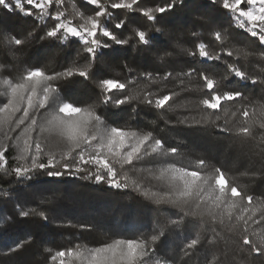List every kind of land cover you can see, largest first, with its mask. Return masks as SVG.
<instances>
[{
    "label": "trees",
    "instance_id": "16d2710c",
    "mask_svg": "<svg viewBox=\"0 0 264 264\" xmlns=\"http://www.w3.org/2000/svg\"><path fill=\"white\" fill-rule=\"evenodd\" d=\"M14 2L12 0L13 5ZM22 2L25 9L32 10V16L24 15L15 7L8 10L0 6V65H3L0 81L17 82L29 68L41 67L51 73L62 71L73 61L80 65L87 62L88 54L82 51L83 46L78 39L70 38L64 45L59 41L39 39L56 21L46 17L44 22H40L36 16L38 10L28 5L26 0ZM112 2L116 0H101L112 13L110 27L114 29L115 23L124 20V26L115 31L121 37L132 36V41L127 45L108 41L112 47L100 50L102 54L93 62L87 78L75 75L55 80L53 86L67 102L78 106L95 105L97 115L105 124L152 132L154 138L162 140L165 148L177 147L178 155L144 156L131 166L125 165L123 171L117 166L121 176H128V187L120 189L83 179L84 173L61 177L32 173L27 177H17L0 172V218H8L0 223V264H58L51 260V256L60 250L77 245L95 248L117 239H149L161 231L164 235L152 245L155 249L153 264L158 259L169 264H264V255L251 252L249 245H243L240 231H229L227 221L225 225L213 224L203 205L196 210L198 214L204 213L200 220L184 215L192 209L156 204L155 199L149 198L153 193L158 198L169 191L167 183L158 179L161 168L165 167L163 160L175 162L177 166L195 167L197 159H204L203 172L220 168L243 195L253 196L252 207L258 209L257 218L264 214V153L261 152L264 129L258 124L253 126L254 141L235 134V128L243 126L246 119L242 115L245 106L250 114L247 118L250 124L256 120L264 121L258 111L259 106L264 105V84L258 82L253 85L250 80L230 77L226 83L230 88L242 91L246 99L224 102L222 108L228 109V114L216 110L220 116L216 120L213 110L204 109L199 104L203 96L197 86L203 82L198 76L184 77L183 87L177 78L178 73L187 72L189 68L203 67L198 55L187 56L183 49L194 50L196 44L204 42L221 54V61L208 62L214 71L222 74L227 71V63H236L248 75L264 80V55H261L264 45L258 38L236 27L230 14L213 0H185L184 5L173 12L156 14L155 22L149 21L139 9L155 8L163 5L165 0H139L132 11L112 9ZM57 10L64 11L66 18L77 23L76 11L94 15L99 9L87 0H64L62 5L53 4L48 9L52 14ZM155 28L162 31L156 33ZM33 29L35 36L27 38L23 45H8L3 40L5 36L26 38ZM133 29L144 30L156 37L151 46H134L138 38L134 36ZM225 29L230 33L225 48L233 52L231 57L226 50H221L219 42L211 35L214 30ZM165 53L169 55L165 56ZM145 72L160 78L148 81L139 75ZM167 72L173 76L165 80L163 77ZM102 79H119L124 83L133 81L125 90L109 93L113 98H123L134 92H141V95L151 92L153 99L170 93L176 95L163 109L138 101L119 107L112 103L101 105L98 84ZM5 90L6 86L0 84V106L8 99L2 94ZM32 114L38 121L36 131L31 133L33 140L39 135L46 150L54 147L58 142L55 131L40 133V127L51 118L50 112L37 109ZM208 116L214 123L196 122ZM24 127L22 125L9 132L11 140L5 139L3 131H0V147L7 146L5 158L9 172L18 163L16 158L23 147ZM224 128L229 131H222ZM53 170L64 171L59 167ZM21 207L44 212L47 219L38 215L21 217ZM172 220L182 222L174 226ZM247 234L253 243L259 245L264 236V222L259 225L250 222ZM192 239H198L199 243L186 256L182 249ZM20 241L25 242L24 246L10 251Z\"/></svg>",
    "mask_w": 264,
    "mask_h": 264
},
{
    "label": "snow or ice",
    "instance_id": "6c2138e0",
    "mask_svg": "<svg viewBox=\"0 0 264 264\" xmlns=\"http://www.w3.org/2000/svg\"><path fill=\"white\" fill-rule=\"evenodd\" d=\"M87 2L96 5L99 10L95 11L94 15H85L76 11L74 16L79 18V22L73 23L72 19L65 17L64 11L57 10L54 14L48 11L50 6L53 4L60 6L64 0H26L28 5L38 10L36 16L40 22H44L46 17H51L56 21L54 26L49 28L39 39L59 41L61 45L66 44L70 38L78 39L83 46L82 51L88 54V59L83 65L73 61L62 71L51 73L41 67L29 68L17 82L8 79L0 81V84L6 86V90L2 94L8 97L7 101L0 106V131H3L5 139L11 140L9 132H14L22 125L25 126L23 128L25 136L23 147L16 158L18 163L11 168L10 172L6 167L8 164L5 158L7 146L0 147V172L15 174L17 177H27L32 173L47 177L84 173L83 179L94 180L96 183L103 182L109 187L120 189L128 187V176H121L117 166L120 171H123L125 165L131 166L144 156L178 155L177 147L165 148L162 140L154 138L152 132H141L105 124L97 115L95 105L78 106L76 103L67 102L60 96L58 89L53 86V81L67 79L75 75L87 78L93 67V62L98 55L102 54L100 50L112 47L108 41L115 45H127L133 39L132 36L121 37L115 31V29H121L124 26V20L115 23L114 29L110 27L113 16L108 7L101 3V0H87ZM138 3L139 0H116L110 4V7L132 11ZM184 3L185 0H165L163 5L139 9V11L149 21L155 22L156 14L163 15L173 12ZM213 3L220 4L222 9L230 14L236 27L245 30L251 37L258 38L259 43L264 45V0H213ZM0 6L8 10L15 7L24 15H33L31 9L24 8L22 0H15L14 5L12 0H0ZM161 31L160 28H155L156 33ZM133 33L138 38L134 45L137 47L151 46L152 40L156 38L140 29H133ZM193 35L195 36L196 33ZM211 35L214 36L215 41L219 42L221 50H226L227 55L231 57L233 52L225 48L229 42L230 33L226 29L223 31L214 30ZM33 36H35V29L29 31L26 38L5 36L3 40L8 45L20 46L26 42L27 38ZM102 38H107V40ZM55 46L53 45V47ZM183 51L187 56L196 57L198 55L203 67L200 69L189 68L187 72L178 73L177 78L180 79L181 87L184 86V77L191 78L193 75H197L203 82L197 86L203 96L199 100V104L204 109L213 110L216 120L220 119L216 110H222L225 115L228 114V109L222 108L224 102L246 99L242 91L230 88L226 83L230 77H236L242 81L250 80L253 85L258 82L264 84V80L248 75L236 63H227V71L222 74L214 71L208 62L221 61V54L204 42L196 44L194 50L183 49ZM77 55L79 56L80 53L78 52ZM167 55L169 54L165 53V56ZM2 67L3 65H0V68ZM128 70L132 71V69ZM139 75L148 81L160 78L159 76L153 77V74L148 72ZM172 76L173 73L167 72L163 79L167 80ZM132 83V80L127 83L121 82L119 79L100 80L98 84L101 96L99 104L112 103L119 107L138 101L157 109H163L176 95V93L159 95L155 99L151 92H145L143 95L141 92H134L124 95L123 98H113L112 95H109L113 90H125ZM37 109H45L51 114V118L46 121V124L40 127V133L54 130L58 137L57 144L47 150L39 135L35 140L31 135L37 129L38 121L32 114ZM258 111L260 117H264V105H260ZM17 113L22 114L17 116ZM232 115L235 116L236 113L233 112ZM242 115L246 119L243 126L235 128V134L254 141L256 135L253 132V126L258 124L259 128L264 129V121L256 120L250 124L247 119L250 114L246 106L242 110ZM205 121L214 123L211 116L202 117L196 122L203 123ZM225 123L227 124V121ZM221 130L229 131L227 128ZM261 138L264 139V137ZM261 152L264 153V147L261 148ZM162 163L165 167L161 168L158 179L167 183L169 191L158 198L153 193L149 198L155 199L156 204H171L182 210L192 209L191 212H184V215H191L200 220L203 219L204 213L198 214L196 210L203 205L207 208L213 224L225 225L227 221L229 231H240L243 245H249L251 252L264 255V236L261 237L260 244L257 245L247 234L250 222L255 225L264 222V214L257 218L258 209L252 207V195H243L236 186L228 181L225 172L220 168H215L212 172H203L202 169L206 164L204 159H197L195 167L177 166L175 162L169 163L167 160H163ZM58 167L63 168L64 171L53 170ZM136 186L139 188V184ZM145 194L147 195V193ZM31 215L47 219L44 212L19 208V216L29 217ZM6 219L8 218H0V223ZM181 222V220H172L171 224L179 226ZM163 235L164 232L161 231L149 239H117L112 243L95 248L77 245L75 248L55 252L51 256V260L58 264H153L152 256L155 249L152 245ZM24 243V241L16 243L15 248L10 251L22 248ZM198 243V239H192L187 243L182 249L184 255H190L189 250L194 249ZM214 259L216 258L214 257ZM154 264H169V262L158 259L154 261Z\"/></svg>",
    "mask_w": 264,
    "mask_h": 264
}]
</instances>
